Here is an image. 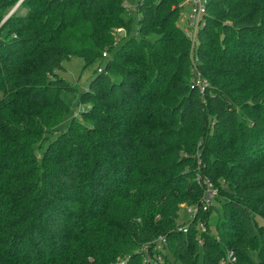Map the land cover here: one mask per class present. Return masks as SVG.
<instances>
[{
  "label": "trees",
  "instance_id": "1",
  "mask_svg": "<svg viewBox=\"0 0 264 264\" xmlns=\"http://www.w3.org/2000/svg\"><path fill=\"white\" fill-rule=\"evenodd\" d=\"M184 1L137 0L134 18L126 0H21L0 24V264H142V247L264 264V0H207L197 70ZM73 57L100 66L57 132ZM181 205L197 211L179 223Z\"/></svg>",
  "mask_w": 264,
  "mask_h": 264
},
{
  "label": "rangeland",
  "instance_id": "2",
  "mask_svg": "<svg viewBox=\"0 0 264 264\" xmlns=\"http://www.w3.org/2000/svg\"><path fill=\"white\" fill-rule=\"evenodd\" d=\"M20 1L9 11V13L4 17V19L1 21L0 24H2L8 18V16L17 8ZM125 3H126V6L130 9L134 18H136L137 14H136L135 9L137 6V0H126ZM180 6L181 7H180V11H179V16L177 19V25L180 28H182L183 30H185L188 27V23H187L186 19H187V15L189 12V7L187 5L186 0ZM124 33H125L124 30H121V31L116 30L117 39H116L114 45H117L119 40L122 37L126 36V33L125 34ZM155 38H156V36H153V35L149 36V39L153 40ZM192 45H193V42L191 41L190 48H189V56H190L191 64L194 65V64H196L197 60L192 55L193 54ZM104 52L107 53V48L104 49ZM84 63L85 62L81 57L68 58L62 62L63 68H60L58 70V75L60 77L64 78L70 84H72L76 88V90L72 93H64L63 94V96L70 103V111L67 114H65L62 122L59 123V125L57 126V129H56L57 132L66 128L67 124L69 123V121L73 117V115L80 117V113L77 112L78 107H79V109H82V107H85V105H79L78 106L77 102H78L80 93L87 88L89 80L91 79V77L95 73L94 72L95 69L100 65L95 64L93 66L83 68ZM193 67L196 68V70H197V65H195ZM197 76H198L197 83L199 85L204 86L206 84H209L208 80L204 76H202L200 72H198ZM197 83H196V85H197ZM147 135L148 134H146L145 138H147ZM44 143H45V141H44ZM212 202H214V200ZM217 206L220 208L219 205H217ZM186 207H189V206L181 205V209L179 211V218H178L179 223L190 220L193 217V215L188 212ZM217 217H218L217 211L215 209H212L208 223H209V229H210L211 233L216 235V236H217V229H216ZM143 249H145L144 255L148 256L151 259V261L155 262V264H164L162 255L157 254L154 250H152L153 248L150 251V250H147L146 247H142L141 251ZM164 252L168 257L169 264H183L180 260H175L167 249H165ZM250 256H251L254 264H259L258 258H257V252H250ZM159 258H160V260H159ZM121 262H122V257H117L115 259V261L112 262V264H119ZM197 264H202V257L201 256L199 257Z\"/></svg>",
  "mask_w": 264,
  "mask_h": 264
},
{
  "label": "built area",
  "instance_id": "3",
  "mask_svg": "<svg viewBox=\"0 0 264 264\" xmlns=\"http://www.w3.org/2000/svg\"><path fill=\"white\" fill-rule=\"evenodd\" d=\"M206 4L207 0H187V5L189 7V12L187 15V23L188 27L185 29V33L187 34V37L195 44V39H196V32L198 28L203 24V17L206 14ZM121 31L122 29H118ZM105 55V53H103ZM194 64L193 66H195ZM196 70V68H195ZM198 74V71H197ZM197 78L196 76V83H197ZM197 85L200 87V89H203V86ZM207 184L206 186V196L201 200V205H202V210H207L209 208V205L211 204V201L213 197L215 196L216 191L213 189L212 185L208 182L205 181ZM188 212H196V208L193 206L186 207ZM199 227L204 229L203 223H199ZM183 232L187 231V226L182 228ZM163 237L158 238V242H164ZM145 251V249H143ZM155 250V248L153 249ZM160 260V258H159ZM142 264H155V262L151 261V259L148 256H144Z\"/></svg>",
  "mask_w": 264,
  "mask_h": 264
}]
</instances>
